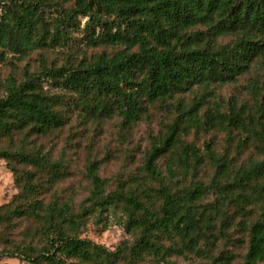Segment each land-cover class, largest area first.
Listing matches in <instances>:
<instances>
[{"label": "trees", "instance_id": "16d2710c", "mask_svg": "<svg viewBox=\"0 0 264 264\" xmlns=\"http://www.w3.org/2000/svg\"><path fill=\"white\" fill-rule=\"evenodd\" d=\"M0 65V160L18 189L0 207V258L232 264L222 244L239 231L242 264H264V0H0ZM242 79L246 99H220ZM155 110L166 123L132 174L102 178L90 159L87 196L62 188L72 167L41 141L75 120L133 131ZM215 132L223 151L190 140ZM91 220L129 239H84Z\"/></svg>", "mask_w": 264, "mask_h": 264}, {"label": "rangeland", "instance_id": "374dc122", "mask_svg": "<svg viewBox=\"0 0 264 264\" xmlns=\"http://www.w3.org/2000/svg\"><path fill=\"white\" fill-rule=\"evenodd\" d=\"M98 51H89L90 55ZM37 56L31 61L22 63L24 68L30 64L37 68ZM62 62V57L54 56L52 60ZM12 68L7 65H0V78L8 77ZM247 79H242L238 84L217 88L216 92L220 99L230 101L232 99H246ZM154 116L147 122L141 124L133 131L123 130L121 121L118 119L102 122L100 124L89 123L82 125L78 120L73 121L63 132L52 139L40 142L46 151H50L55 158L64 157L72 167L73 175L63 184L62 188L74 187L78 190V198H85L90 188L86 178V165L92 159L101 162L100 175L102 178L117 180L128 177L139 166H141L145 151L149 147V136L156 135L162 130L167 117L162 110L153 111ZM190 140H195L199 145L213 141L218 145V150L223 151L225 134L223 133H202L190 136ZM18 193L15 184V177L8 168L5 160H0V207L8 204ZM234 240L224 242L222 250L235 252V259L232 264L244 263L247 247L243 244L245 240L238 231L233 233ZM82 238L106 246L115 250L122 242L129 239L126 232L118 226H113L107 231H103V225L91 220L82 235ZM240 238V239H239ZM175 264H198V259L185 260L174 258ZM0 264H29L18 258H0Z\"/></svg>", "mask_w": 264, "mask_h": 264}]
</instances>
